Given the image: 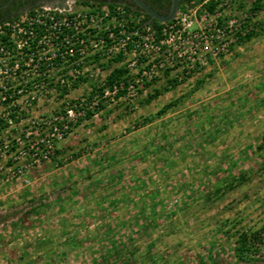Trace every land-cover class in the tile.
Returning a JSON list of instances; mask_svg holds the SVG:
<instances>
[{
	"label": "rangeland",
	"instance_id": "374dc122",
	"mask_svg": "<svg viewBox=\"0 0 264 264\" xmlns=\"http://www.w3.org/2000/svg\"><path fill=\"white\" fill-rule=\"evenodd\" d=\"M69 3L78 10L88 4ZM255 3L236 0L220 11L236 21L237 34L198 42L195 56L182 45L176 50L182 57L170 51L157 75L142 84L134 78L123 97L107 100L93 116L85 118L80 108L72 120L62 117L63 127L82 121L57 140L56 160H25L28 170L0 187V262L264 264L238 262L233 253L237 231L264 223L258 148L264 151V0L257 10ZM203 7L193 0L191 11L198 15ZM246 33L251 38L238 44ZM99 62L107 72L120 66ZM100 71L95 79L106 73ZM86 88L67 99L83 101ZM155 90L159 94L147 102ZM64 109L48 97L30 107L21 129L39 136ZM246 171L247 180L236 179L233 190L220 197L213 192ZM159 198L157 225L133 222L141 207L145 217ZM170 211L173 216L163 215Z\"/></svg>",
	"mask_w": 264,
	"mask_h": 264
},
{
	"label": "built area",
	"instance_id": "2783aa9c",
	"mask_svg": "<svg viewBox=\"0 0 264 264\" xmlns=\"http://www.w3.org/2000/svg\"><path fill=\"white\" fill-rule=\"evenodd\" d=\"M192 1L182 3L187 9L181 13L180 4L174 18L166 23L147 19L143 12L120 2H90L78 10L69 1L63 6H37L1 22L0 187L28 170L25 160L31 163L48 158L45 149L52 147L51 137L58 140L62 136V128L55 122H60L62 117L68 122L76 114L70 104L65 105L66 114L49 120L52 129L47 134L49 140L32 141L33 132L21 129L30 107L48 97H54L61 104L72 101L67 99L69 93L59 98L57 88L71 92L85 85L90 90L94 82L104 84L110 71L96 62L107 58L110 63L120 64L114 68L126 70L130 76L126 94L135 79L142 84L144 77L157 75L158 68L163 66L162 58L170 51L178 55V48L189 45L190 54L195 56L198 42L239 32L234 25L236 21L232 19L234 23H230L220 13L234 7L236 0H199L204 7L198 15L191 11ZM210 3L215 4L212 11L208 10ZM194 24L197 25L194 27ZM115 57L119 60L113 61ZM96 68L106 72L99 79L94 78ZM83 77L85 82L79 80ZM110 87L101 99L111 101L125 95L116 96L123 89L122 83ZM38 143L44 146L41 148ZM259 248L255 257L264 254V249Z\"/></svg>",
	"mask_w": 264,
	"mask_h": 264
},
{
	"label": "trees",
	"instance_id": "16d2710c",
	"mask_svg": "<svg viewBox=\"0 0 264 264\" xmlns=\"http://www.w3.org/2000/svg\"><path fill=\"white\" fill-rule=\"evenodd\" d=\"M5 1L7 0H0V5H2ZM185 0H180L179 2V5L182 4ZM81 3H89L90 1H79ZM93 3H97V4H105L106 2L105 1H91ZM121 3V2H120ZM261 3V0H256V3L254 4V6L252 7V9L254 10H257V8H259V4ZM126 7H130L129 5L125 4ZM169 6H170V0H168V6H167V9L166 11L169 9ZM215 4L213 3H210L208 5V10L209 11H212L213 8H214ZM34 8V7H32ZM28 9V11L31 9ZM131 8V7H130ZM27 11V10H26ZM138 11V10H137ZM156 11V10H155ZM159 12V11H157ZM160 13V12H159ZM18 14L20 13H17L16 15L14 16H8V17H5V16H2L0 18V23L3 22V21H9V20H12L13 18L17 17ZM145 17L148 19L149 17L147 15H145ZM163 24H160L159 26H161ZM251 38V35L249 33H246L244 35H241V36H238V44H242V43H245L247 42L249 39ZM113 61H118L119 60V57H115L112 59ZM102 66V65H101ZM103 67V66H102ZM80 81L82 82H85L86 78H80L79 79ZM130 80L129 76L126 75V70L125 69H122V68H113L112 70H110V72L107 74L105 80H104V84H100V83H92L90 85V90H87V93H86V96L85 98L83 99V101H64L62 103V105H67L69 106V104L71 105V108H73V110L80 115V108L81 110H83L84 112V116L85 118H89L91 116H93L95 114V112L97 110H101L105 107V102L106 100L105 99H101L105 89L107 87L111 88L110 86H112L114 83H122L123 84V89L119 90L117 92V95L116 96H119V95H122V94H125L126 92V87L128 86V81ZM201 83V81H199ZM172 86H175V85H172ZM75 87V86H74ZM56 93H58V96L59 98H64V96L66 94L69 93V91L65 88H57L56 89ZM159 94V91L158 90H155L154 92V95H149L148 96V99L146 100L147 102L151 99V98H154L156 95ZM66 102V103H65ZM95 102V104L93 103ZM93 103V105L91 106V104ZM176 104V102H171V103H168L167 105H165L162 109V111H159V114H161L162 112H164L167 108H170L172 106H174ZM76 107V108H75ZM62 114H66L65 110H58L57 112L55 111L53 114H52V117L54 116H61ZM145 122H149L151 120L150 117H145L143 119ZM82 121L81 118H78L77 122L75 123H67L66 125L69 126V127H66L64 129L63 127V124L64 123H59V122H56L55 125L58 126L59 128H62L61 130V133H62V136L63 135H66V133L69 132V130L76 124H79L80 122ZM52 129L51 128H48V129H39L38 131H41L40 135L39 136H36L34 135V132L33 134L31 135V139L32 141L34 139H36L37 141L38 140V137H41L43 135H46L48 134ZM36 136V138H35ZM162 137L164 139H166V135H162ZM30 141V142H32ZM56 142H57V139L56 137H51V148H47L45 149V152H46V155L48 156V158H50L52 161H55L56 160V154L59 152L58 149H56ZM39 144V147L41 146V148L44 146L42 143H38ZM152 150H154L153 147H151ZM260 150H261V161H260V167L261 168H264V151L262 150V147L259 146L258 147ZM139 156H140V159L143 158V155L141 153H138ZM247 175H249V171H246L244 173H240L237 177H235V179H232L231 182H227L226 184L227 185H224L222 187H217L215 189V191H213L214 193H219V197L220 196H223V194H225L226 191H230V190H233L237 185L235 184V181L236 179H238V182L239 183H242V182H245L247 180ZM206 199H208V196L206 197ZM162 204V199L159 198L157 201L154 202L153 205H151V211L149 212V214H147L145 217H143V215L145 214V211L142 209V207L139 209L138 211V215L136 217L133 218V222L134 223H140L142 222L143 220L145 219H152L154 224L157 225L158 222L156 220L157 216H162V214H157L154 210V208H156L157 205H160ZM41 206H43V204H41ZM173 212L170 211V212H166L165 215L166 217L168 216H173ZM143 218V219H142ZM125 224H129V223H126ZM228 224V221H224L223 222V226L226 227ZM142 229V228H141ZM225 233H227L226 231H224ZM236 245L234 246V249H233V253H234V256L236 257V261L238 262H250V260H255V261H264V254L260 257H255V254L257 252V249L259 247L262 246V243H263V238H264V223L261 224L259 227L257 228H250V229H245L244 231H237L236 233ZM198 264H204V262L202 260L199 261Z\"/></svg>",
	"mask_w": 264,
	"mask_h": 264
},
{
	"label": "flooded vegetation",
	"instance_id": "af4514ba",
	"mask_svg": "<svg viewBox=\"0 0 264 264\" xmlns=\"http://www.w3.org/2000/svg\"><path fill=\"white\" fill-rule=\"evenodd\" d=\"M69 0H7L0 5V18L2 16H14L17 13L28 10L32 7L41 5L50 6H63ZM74 2L85 1V0H70ZM87 1H105V2H121L129 5L132 8L129 0H87ZM152 9L159 11L160 13L166 12L168 6V0H142Z\"/></svg>",
	"mask_w": 264,
	"mask_h": 264
},
{
	"label": "water",
	"instance_id": "95a60500",
	"mask_svg": "<svg viewBox=\"0 0 264 264\" xmlns=\"http://www.w3.org/2000/svg\"><path fill=\"white\" fill-rule=\"evenodd\" d=\"M129 1L130 4H132V9L143 12L149 17L150 20H156L162 23L169 22L174 18L180 2V0H170L169 9L164 13H159L154 9H152L150 6H148L142 0H129Z\"/></svg>",
	"mask_w": 264,
	"mask_h": 264
},
{
	"label": "crops",
	"instance_id": "0c3cea01",
	"mask_svg": "<svg viewBox=\"0 0 264 264\" xmlns=\"http://www.w3.org/2000/svg\"><path fill=\"white\" fill-rule=\"evenodd\" d=\"M17 262V261H16ZM35 263V262H34Z\"/></svg>",
	"mask_w": 264,
	"mask_h": 264
}]
</instances>
